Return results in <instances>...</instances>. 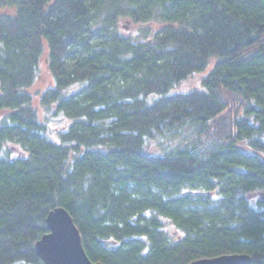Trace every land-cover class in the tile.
Here are the masks:
<instances>
[{
    "label": "trees",
    "instance_id": "1",
    "mask_svg": "<svg viewBox=\"0 0 264 264\" xmlns=\"http://www.w3.org/2000/svg\"><path fill=\"white\" fill-rule=\"evenodd\" d=\"M0 114V264H43L57 208L92 263L264 264V0H0Z\"/></svg>",
    "mask_w": 264,
    "mask_h": 264
},
{
    "label": "water",
    "instance_id": "2",
    "mask_svg": "<svg viewBox=\"0 0 264 264\" xmlns=\"http://www.w3.org/2000/svg\"><path fill=\"white\" fill-rule=\"evenodd\" d=\"M48 233L35 243L37 256L43 264H99L86 256L78 230L69 214L61 208L50 211L45 219ZM247 255H223L190 264H248Z\"/></svg>",
    "mask_w": 264,
    "mask_h": 264
},
{
    "label": "rangeland",
    "instance_id": "3",
    "mask_svg": "<svg viewBox=\"0 0 264 264\" xmlns=\"http://www.w3.org/2000/svg\"><path fill=\"white\" fill-rule=\"evenodd\" d=\"M3 13L12 14L11 10H8V9L4 10ZM144 28L147 29V31H145V34H147V36L152 35L158 29V27L155 26L154 24L145 26ZM118 29L121 33L126 34L128 36H131V35L135 36L138 33H140V30H139L140 28L138 26L132 25L128 21H121V24L118 26ZM139 38L140 39L143 38L142 34H141V37L139 36ZM214 63H215V60H210L208 68L205 71L199 74H195L191 76L190 78H188L187 80L183 81L176 88H174L170 93L171 94L186 93L189 91L202 89L201 81L202 79L206 77L207 73L211 71ZM52 85H53L52 78L47 70L46 61L43 57L40 62L39 73H38L37 79L34 85L29 89L28 93L32 96V107L37 112V115L40 121L46 123L50 129H54V128L59 129L61 126V123L56 121L55 119H49L47 117V115L49 116V114L45 113L44 110H42L38 104L39 95L42 92H44L46 89L52 87ZM3 116H4L3 114H0V119ZM239 148L246 153L250 152L249 150H247V148L244 145H239ZM161 150H162L161 146L156 144V142H152L150 148L147 150V153L150 155H154V156L161 155ZM252 199L253 200H257V199L264 200V191H262L261 193L254 194ZM163 224H165V230L167 232L173 233V228L169 225L168 222L163 221Z\"/></svg>",
    "mask_w": 264,
    "mask_h": 264
}]
</instances>
